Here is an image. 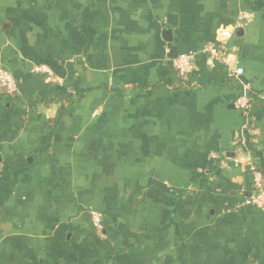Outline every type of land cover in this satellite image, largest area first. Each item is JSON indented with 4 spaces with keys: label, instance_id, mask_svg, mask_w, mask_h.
I'll use <instances>...</instances> for the list:
<instances>
[{
    "label": "crops",
    "instance_id": "0c3cea01",
    "mask_svg": "<svg viewBox=\"0 0 264 264\" xmlns=\"http://www.w3.org/2000/svg\"><path fill=\"white\" fill-rule=\"evenodd\" d=\"M0 68V264H264V0H0Z\"/></svg>",
    "mask_w": 264,
    "mask_h": 264
},
{
    "label": "built area",
    "instance_id": "2783aa9c",
    "mask_svg": "<svg viewBox=\"0 0 264 264\" xmlns=\"http://www.w3.org/2000/svg\"><path fill=\"white\" fill-rule=\"evenodd\" d=\"M247 17V16H246ZM218 42H211L205 45L204 51L210 59L226 60V33H222ZM175 68L182 78H186L196 67L195 54L192 52L181 53L173 61ZM33 72L45 75L47 78L57 81L52 69L45 64H36L33 67ZM244 73V68L237 67L232 70V75L239 77ZM0 91L7 95H16L19 91L18 81L15 76L7 69L0 68ZM250 89L242 84L241 93L235 101L238 109L246 112L250 108L251 99L249 96ZM250 170L253 174V189L247 196L245 202L260 210L264 211V177L258 166L254 163L250 164ZM90 217L94 227L98 231H102L104 227L103 214L95 209L90 210Z\"/></svg>",
    "mask_w": 264,
    "mask_h": 264
},
{
    "label": "trees",
    "instance_id": "16d2710c",
    "mask_svg": "<svg viewBox=\"0 0 264 264\" xmlns=\"http://www.w3.org/2000/svg\"><path fill=\"white\" fill-rule=\"evenodd\" d=\"M81 95H82V93L80 94L79 98L81 97ZM249 96H250V99L253 98V94H252L251 91L249 92ZM61 99H63V98L61 97ZM260 171H261V170H260ZM103 229H104V227H103ZM102 231H103V230H102Z\"/></svg>",
    "mask_w": 264,
    "mask_h": 264
},
{
    "label": "water",
    "instance_id": "95a60500",
    "mask_svg": "<svg viewBox=\"0 0 264 264\" xmlns=\"http://www.w3.org/2000/svg\"><path fill=\"white\" fill-rule=\"evenodd\" d=\"M240 31H242V28H238V29H237V32H240Z\"/></svg>",
    "mask_w": 264,
    "mask_h": 264
},
{
    "label": "rangeland",
    "instance_id": "374dc122",
    "mask_svg": "<svg viewBox=\"0 0 264 264\" xmlns=\"http://www.w3.org/2000/svg\"><path fill=\"white\" fill-rule=\"evenodd\" d=\"M97 231H98V230H97ZM98 234H100V235H101V234H102V231H98Z\"/></svg>",
    "mask_w": 264,
    "mask_h": 264
},
{
    "label": "clouds",
    "instance_id": "9594fccd",
    "mask_svg": "<svg viewBox=\"0 0 264 264\" xmlns=\"http://www.w3.org/2000/svg\"><path fill=\"white\" fill-rule=\"evenodd\" d=\"M229 59L232 60V59H234V58H233V57H230Z\"/></svg>",
    "mask_w": 264,
    "mask_h": 264
}]
</instances>
